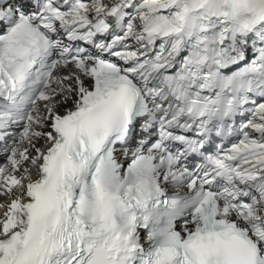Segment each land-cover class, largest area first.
<instances>
[{
  "label": "snow or ice",
  "instance_id": "1",
  "mask_svg": "<svg viewBox=\"0 0 264 264\" xmlns=\"http://www.w3.org/2000/svg\"><path fill=\"white\" fill-rule=\"evenodd\" d=\"M0 264H264V0H0Z\"/></svg>",
  "mask_w": 264,
  "mask_h": 264
}]
</instances>
